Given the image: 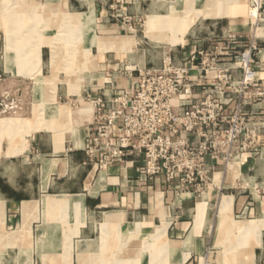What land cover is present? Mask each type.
<instances>
[{
    "label": "crops",
    "instance_id": "obj_1",
    "mask_svg": "<svg viewBox=\"0 0 264 264\" xmlns=\"http://www.w3.org/2000/svg\"><path fill=\"white\" fill-rule=\"evenodd\" d=\"M118 1L0 0V102H17L8 112L0 104V224L11 230H1L0 264H229L233 233L242 239L230 251L241 243L242 261L264 264V0H122L135 33L111 18ZM150 18L181 20L168 35L182 42L149 39ZM224 43L258 46L257 80L241 108L260 127L253 148L227 168L208 159L200 191L146 179L141 157L97 174L87 154L88 97L130 95L126 71ZM221 61L231 68L230 112L243 72L230 57ZM245 225L260 229L258 241Z\"/></svg>",
    "mask_w": 264,
    "mask_h": 264
},
{
    "label": "built area",
    "instance_id": "obj_2",
    "mask_svg": "<svg viewBox=\"0 0 264 264\" xmlns=\"http://www.w3.org/2000/svg\"><path fill=\"white\" fill-rule=\"evenodd\" d=\"M120 8L122 0L111 6V18L121 22L125 31L135 33L132 18ZM257 50L252 43L235 53V46L224 43L212 51L198 50L181 63L168 57L160 68L126 71L135 80L130 95L113 93L106 101L89 96L95 120L89 128L87 154L95 172L141 157L146 179H163L170 188L178 184L203 189L213 170L208 159L227 168L259 139L260 127L241 109L257 80ZM223 56L230 57L243 72L242 80L232 85V92L242 97L230 112L232 74L221 61ZM195 88H200L198 98Z\"/></svg>",
    "mask_w": 264,
    "mask_h": 264
},
{
    "label": "rangeland",
    "instance_id": "obj_3",
    "mask_svg": "<svg viewBox=\"0 0 264 264\" xmlns=\"http://www.w3.org/2000/svg\"><path fill=\"white\" fill-rule=\"evenodd\" d=\"M124 6V5H123ZM120 9H122L123 10V8H120ZM126 10L124 9V11H123V14H126V15H128L127 14V12H125ZM256 13V11H255V9H253V11H252V14L254 15ZM129 16V15H128ZM191 16V15H190ZM158 22V24H160L161 22L159 21V20H157ZM0 23H2V21H1V19H0ZM159 26V25H158ZM2 27H0V43L1 44H3V40H5L4 39V37L2 36V29H1ZM147 29H148V25H147ZM142 30H144V28L142 29ZM146 32H147V30H146ZM59 38V37H58ZM138 40H141V41H146L148 44H151V45H156L155 43L153 44L150 40L148 41V39L144 36V34L143 33H141V35L138 37ZM182 42V41H181ZM180 42V43H181ZM97 71V70H96ZM78 72V70L77 69H74V73H77ZM6 102H0V104H2L3 105V107H2V109L4 110V112H8V109L9 108H16L17 107V102H13V101H10V102H8L7 104H5ZM16 104V105H15ZM4 105H8V106H4ZM10 105V106H9ZM15 105V106H14ZM2 111V110H1ZM4 117H7L6 115H1L0 116V118H4ZM0 140H1V135H0ZM240 229V228H239ZM1 230L3 231V233H7V234H9V232L11 231H9L6 227H4V224H0V250L3 248V247H5V245H4V242H7V240H8V235H4L2 232H1ZM242 235L244 234L243 233V229H241V232H240ZM252 235L254 236V238H255V240L256 241H258V237H257V235H256V232H253L252 233ZM242 238H241V235L240 234H238V233H233V234H231L230 236H229V264H251V263H249V261H242V259H241V251H243V248H242V245H241V243L239 244V246H236V245H234L235 246V248L233 249V250H231L230 251V248H232V246H230L231 245V242L232 241H236V240H241ZM3 244V245H2ZM7 245V244H6ZM8 246V245H7ZM7 248V247H6ZM1 253V252H0ZM220 256V255H219ZM234 258V259H233ZM219 262L221 261V259H220V257H218V259H217Z\"/></svg>",
    "mask_w": 264,
    "mask_h": 264
},
{
    "label": "bare ground",
    "instance_id": "obj_4",
    "mask_svg": "<svg viewBox=\"0 0 264 264\" xmlns=\"http://www.w3.org/2000/svg\"><path fill=\"white\" fill-rule=\"evenodd\" d=\"M157 20H158L157 18H150V20L148 22V29H147L146 35L149 39H151L152 41H155L157 43L165 42V43H169L172 45H175V44L180 43L182 41L180 38H177V37L171 38L168 35L169 32H175V30L181 24V20L176 19V18H170L167 21L162 22L160 24L157 23L158 22ZM124 43L128 44L130 42L128 40L127 42H124ZM128 47H129V45H128ZM245 230H248L250 233L256 232L257 237L259 236V230L260 229L259 230L254 229L252 225L250 227L248 225H245ZM250 252H251V250L248 249L247 250V256L248 257L252 256Z\"/></svg>",
    "mask_w": 264,
    "mask_h": 264
},
{
    "label": "trees",
    "instance_id": "obj_5",
    "mask_svg": "<svg viewBox=\"0 0 264 264\" xmlns=\"http://www.w3.org/2000/svg\"><path fill=\"white\" fill-rule=\"evenodd\" d=\"M235 53H240L241 52V50H236V51H234Z\"/></svg>",
    "mask_w": 264,
    "mask_h": 264
}]
</instances>
